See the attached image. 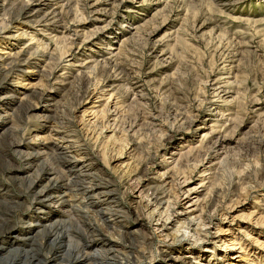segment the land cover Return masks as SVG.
Wrapping results in <instances>:
<instances>
[{"label": "rangeland", "instance_id": "obj_1", "mask_svg": "<svg viewBox=\"0 0 264 264\" xmlns=\"http://www.w3.org/2000/svg\"><path fill=\"white\" fill-rule=\"evenodd\" d=\"M6 53L0 264H264V0H0Z\"/></svg>", "mask_w": 264, "mask_h": 264}, {"label": "bare ground", "instance_id": "obj_2", "mask_svg": "<svg viewBox=\"0 0 264 264\" xmlns=\"http://www.w3.org/2000/svg\"><path fill=\"white\" fill-rule=\"evenodd\" d=\"M22 12V11H21ZM23 13V12H22ZM126 28V26H124ZM129 29H131V27H128ZM9 53H6V54H2L0 56V59L1 57L3 56H8ZM13 55V54H12ZM2 57V58H3ZM12 59V58H11ZM15 61V60H14ZM9 62V61H8ZM91 114V112H90ZM206 170H204L202 173H204ZM201 177V176H200ZM206 178V177H205ZM184 188H187V186H184ZM156 190V189H155ZM154 190V191H155ZM191 189H186V191L184 192L183 194V198L182 200L179 201L178 203V209L179 211H182V212H185V216L188 215L189 213H191V208L194 204H197L198 202V199H191L189 198V192H190ZM156 192V191H155ZM197 191H193L192 192V195L195 194ZM141 193V192H140ZM42 194V193H41ZM40 195V193H39ZM140 195V194H139ZM49 196V195H48ZM51 196V195H50ZM154 196V195H153ZM157 197V196H155ZM44 198V197H43ZM50 198V197H49ZM58 198V197H57ZM41 199V198H40ZM38 200V199H37ZM56 200V199H54ZM58 200V199H57ZM44 201V200H43ZM62 201V200H61ZM60 202V201H59ZM64 202V201H62ZM57 203V202H56ZM58 204V203H57ZM61 204V203H60ZM154 209V208H153ZM254 213H256V211H254L253 213H250V214H247L248 217H254L255 215H253ZM239 217V216H238ZM238 217H233V216H230L229 219L230 221H226L227 219H224V221H219L218 224H222L223 229H220L219 226H216L217 228H212L213 231H215L213 234H212V240L213 241H220V245L224 246V250H226L225 252L227 253L228 255V259L230 261H228V264H245V254H246V251L244 249V247L242 246V244L238 241V238L236 235H229V224H233L234 221H236V219ZM175 218V217H174ZM190 222H193V219H189ZM165 222H167V220H165L164 222H157L156 225H155V230H157V233H159V237H161V239H164L163 242H164V245L163 246V249H165V253L166 251H168V244L166 243L167 241V235H163L164 231H159L160 228H164L165 226ZM234 225V224H233ZM198 226V224H197ZM210 228V226H207V225H202L200 227V230H193V231H188V232H183L181 233V237L182 239L184 240L185 238H187L188 240H186V244H185V250L188 251L189 253H192L193 251H189L188 250V247L191 248L189 246V244L192 243V241L194 239L198 240V239H201L203 235L207 234L208 233V229ZM154 231V230H153ZM177 233H179V231H177ZM207 236V235H206ZM195 240V241H196ZM184 243V242H183ZM216 243V242H214ZM160 248V247H159ZM162 250V249H161ZM160 250V251H161ZM211 252L210 250H207V253ZM166 257H171L169 256V252H167V255ZM77 258V257H76ZM203 257H200L198 256V259H190L188 258L187 260H189V262L191 264H212L210 263V260H206V259H202ZM211 258V257H210ZM78 260H82L80 256H78L77 258ZM175 260V258H172ZM12 260V259H11ZM10 260V261H11ZM76 260V259H74ZM73 260V261H74ZM153 260V259H152ZM173 260V261H174ZM193 260H196V261H193ZM244 260V261H243ZM262 260V259H261ZM9 261V260H8ZM7 261V264H12L11 262L9 263ZM76 263V262H75ZM157 264H161L159 262H157Z\"/></svg>", "mask_w": 264, "mask_h": 264}]
</instances>
